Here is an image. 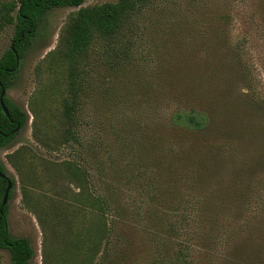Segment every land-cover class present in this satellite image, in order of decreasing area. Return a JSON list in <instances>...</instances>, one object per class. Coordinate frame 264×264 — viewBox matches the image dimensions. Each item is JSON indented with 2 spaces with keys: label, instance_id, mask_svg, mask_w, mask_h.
Segmentation results:
<instances>
[{
  "label": "rangeland",
  "instance_id": "1",
  "mask_svg": "<svg viewBox=\"0 0 264 264\" xmlns=\"http://www.w3.org/2000/svg\"><path fill=\"white\" fill-rule=\"evenodd\" d=\"M107 1L115 0H82L79 6ZM168 1L167 5L157 1L137 18L133 29L136 35L129 43L130 61L108 65L98 56L99 51L89 55L83 67L77 111V129L85 144L81 154L62 144L46 147L52 146L63 93L61 67L51 52L66 15L78 6L52 7L38 21L18 60L16 75L5 89L6 98L25 112L26 119L11 140L0 147V164L13 182L6 202L7 230L13 237L28 239L32 249L29 264H68L60 239L64 223L52 218L51 205L55 198L64 200L66 184L61 179V168L53 162L74 158L87 169L94 194L103 190L102 181L112 180L119 199L128 205L136 184L144 177H151L164 187L167 163L179 164L167 154L178 145L179 135L167 129L166 115L175 109L203 108V102L207 101L219 119L225 114L233 117L234 110H225L222 105L236 96L241 102L245 131H253L251 124H256L253 133L258 136L252 139L244 135L233 140L238 146H230L236 148L245 166L241 175L230 174L233 180L227 184L232 195L226 194L218 203L225 209L222 218L225 221L218 222L215 233L221 234L224 230L220 224L227 223L228 244L224 243L223 233V237L207 245L208 249L197 250L193 264H233V246L251 247V238L258 243L264 241V205L257 208L263 209L261 213H252L258 195L263 194L264 198V0ZM183 17L205 22L208 28L198 29L205 31L206 36L200 40L194 32L184 34L179 28L166 25ZM12 32V24L0 30V55L10 45ZM224 40L239 54L238 60L231 61L229 77H222L220 66L214 64L206 83V78L197 75L195 63H201L196 54L206 45L221 50L220 43ZM187 63L195 68L182 73V65ZM221 68L225 70V64ZM194 83H203L207 93H201L200 88L195 91ZM226 88H232V93L222 96L221 91ZM256 159L261 161L254 163ZM134 171L139 175L137 178L130 177ZM188 185L179 182L171 195L159 201L160 210L178 206L177 202H182L189 191ZM208 188L201 185L199 193L214 189ZM248 205L245 211L243 206ZM63 210L68 213L67 208ZM69 215L73 217V213ZM249 216L255 218L251 220ZM79 220L80 215L75 214L70 221L79 225ZM134 222L127 217L126 223L132 230L128 226L122 229L126 239L121 242L123 247L125 243L128 245L127 264L145 261L152 251L147 235L150 226L143 230L140 226L138 230ZM250 232L253 233L249 235ZM240 252L234 256L243 258ZM0 264H9L8 252L1 248Z\"/></svg>",
  "mask_w": 264,
  "mask_h": 264
},
{
  "label": "trees",
  "instance_id": "2",
  "mask_svg": "<svg viewBox=\"0 0 264 264\" xmlns=\"http://www.w3.org/2000/svg\"><path fill=\"white\" fill-rule=\"evenodd\" d=\"M157 1L169 4L168 0H115L79 6L82 0H0V30L8 24L13 26L10 41L12 48L8 46L0 55V89L4 90L14 79L18 60L42 15L52 7L78 6L66 15L56 46L51 52L57 66L61 67L63 93L59 102V123L51 138L52 146L47 145V148L62 144L69 146L75 153H82L85 144L77 129V111L83 88V67L93 51H99L98 56L108 65L110 62L118 65L130 61L132 44L129 43L136 35V30L133 32L136 20L143 10L151 8ZM166 25L168 28H179L184 34L194 32L200 40L206 36V32L198 28H208L201 20H188L185 17ZM219 48L221 50H214L210 45H206L202 52H197L199 55L196 54L201 63H195L197 75L199 78H206V83L213 73L214 64L220 66L219 73L222 77H229L231 61L238 60L239 54L227 40L222 41ZM184 51L183 48V54ZM211 57L214 62L210 60ZM224 64L225 70L221 68ZM192 67L195 68L188 63L182 65V73L191 71ZM193 87L195 91L202 89L201 93L208 91L203 83H194ZM231 90L232 88L223 89L222 96L232 93ZM234 90L237 89L233 88ZM235 98L224 101L226 105H222L225 110H234L233 117L225 114L219 119L214 107L207 101L203 102V108L188 107L169 112L166 115V127L179 135V143L167 154L179 164L173 166L167 158L169 164L166 165L165 186L153 182L151 177H144L136 184L128 205H124L119 199L118 188L113 186L112 180L102 181L103 190L94 194L90 189L87 169L74 158L53 162L54 166L61 168V179L65 180L66 184L63 191L64 200L55 198L51 205L53 204L52 218L64 223L60 239L61 247L67 254L68 264H127L128 245L125 243L123 247L121 242L126 239L123 238L122 229L130 225L126 223L127 217L135 221L134 225L138 230L140 226L142 230L150 226L149 232H146L152 251L149 257L139 264H193V256L197 250L208 249L207 245L217 237H223V233L226 235L224 243L228 244L227 237L230 232L226 228L229 226L227 223L226 227L220 224L224 230L221 234L215 233L218 222L225 221L222 219L225 209L218 203L226 194L232 195V190L227 184L233 180L230 174L241 175L245 166L243 159L235 152L236 148L230 146L234 139L244 135L248 134L252 139L258 136L253 133L256 124H251L253 131H245L247 126L242 117L241 102L237 96ZM2 101L7 109V116L0 108V147L11 140L15 133L14 127H22L26 119L25 112L5 95ZM260 161L256 159L254 163ZM0 171L3 172L1 164ZM138 176L136 171L130 175L131 178ZM6 178V175L0 178V200ZM179 182L189 184V191L183 195L182 202H177L179 205L168 211L160 210L157 206L159 201L171 195ZM193 183L198 185L192 186ZM12 184L11 181V186ZM201 185L214 189L199 193ZM9 193L10 190L8 197ZM258 196L259 201L256 202L252 213L258 214L263 210L257 209L264 205L263 194ZM64 205L65 208H62ZM248 207L249 205L243 206V209L247 211ZM66 208L67 214L63 210ZM70 213H73V217L75 214L80 215L79 225L72 224L70 220L73 217ZM249 217L251 220L255 218ZM258 228L261 227L256 228V233ZM253 239L255 238H251V247H232L233 264H264V241L258 243V240ZM0 248L8 252L9 264H29L32 257L28 239L22 236L13 237L7 230L6 204L0 205ZM239 252L244 255L243 258L234 256Z\"/></svg>",
  "mask_w": 264,
  "mask_h": 264
},
{
  "label": "water",
  "instance_id": "3",
  "mask_svg": "<svg viewBox=\"0 0 264 264\" xmlns=\"http://www.w3.org/2000/svg\"><path fill=\"white\" fill-rule=\"evenodd\" d=\"M9 47L12 48V44H10ZM3 95H5V90L3 88H1L0 89V108H1V110L3 112V114L5 116H7V109L4 106L3 101H2ZM18 128H19L18 125H16L14 127L13 131L16 132L18 130ZM3 177H5V174H4V172L0 171V178H3ZM10 188H11V181L8 178H6L5 179V187L3 189L1 200H0V205L1 206L6 204L7 199H8V192H9Z\"/></svg>",
  "mask_w": 264,
  "mask_h": 264
}]
</instances>
